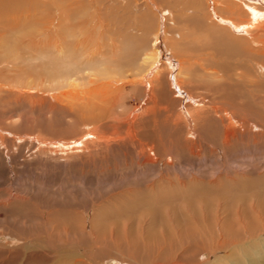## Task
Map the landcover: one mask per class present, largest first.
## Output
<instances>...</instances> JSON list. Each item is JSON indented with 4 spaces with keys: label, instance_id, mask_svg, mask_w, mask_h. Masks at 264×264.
Returning a JSON list of instances; mask_svg holds the SVG:
<instances>
[{
    "label": "rangeland",
    "instance_id": "obj_1",
    "mask_svg": "<svg viewBox=\"0 0 264 264\" xmlns=\"http://www.w3.org/2000/svg\"><path fill=\"white\" fill-rule=\"evenodd\" d=\"M244 2L0 0V264H264Z\"/></svg>",
    "mask_w": 264,
    "mask_h": 264
},
{
    "label": "bare ground",
    "instance_id": "obj_2",
    "mask_svg": "<svg viewBox=\"0 0 264 264\" xmlns=\"http://www.w3.org/2000/svg\"><path fill=\"white\" fill-rule=\"evenodd\" d=\"M213 1V4H214V8L217 6L218 4V0H212ZM215 1V2H214ZM244 1V0H243ZM242 2V1H241ZM247 3V2H246ZM244 5L247 6V8L249 9L247 11V14L249 15V17L251 18V21L252 24H253V27H254V21L258 22V21H264V9L263 8H259V7H256L254 5H250V4H245L244 2ZM214 10V9H213ZM213 17V16H212ZM220 18L221 21H228V22H231V28L232 29H237L238 32H245L246 35H249L250 33V29L247 27V24H242V23H238L236 22V20H233V19H227V18H223V17H220V16H217ZM218 18V19H219ZM259 23V22H258ZM217 24L220 26L221 23H218ZM228 24V23H227ZM252 27V26H251ZM228 31H230L229 29H227ZM173 44H181V41H174L172 42ZM177 47V46H176ZM178 48L182 49L183 47L182 46H179ZM184 49V48H183ZM175 55V54H174ZM173 59V63H176L178 66H179V74L177 75V86L180 87L182 90L183 88H186L184 82L181 81V75H182V69L185 67V64L188 62L187 59L184 58V56L182 55H178L176 56L175 58H172ZM189 60V59H188ZM242 67V65H241ZM240 67V68H241ZM177 70V69H176ZM191 72V71H190ZM176 75V73H175ZM191 75V74H190ZM192 78V77H190ZM194 79V78H193ZM192 80V79H191ZM191 95V94H190ZM189 95V96H190ZM193 99V98H192ZM176 100H179V99H176ZM247 126V125H246ZM258 126V125H257ZM58 144V143H57ZM56 144V145H57ZM68 253V252H67ZM67 255V254H58L56 255V259L55 261L53 262V264H84V262L82 261L83 259H79V258H73L70 262H68L67 260H63L64 259V256ZM73 257V256H71ZM93 258V257H92ZM94 261V260H93ZM96 263V262H95ZM35 264V263H34ZM38 264H44V263H38Z\"/></svg>",
    "mask_w": 264,
    "mask_h": 264
}]
</instances>
